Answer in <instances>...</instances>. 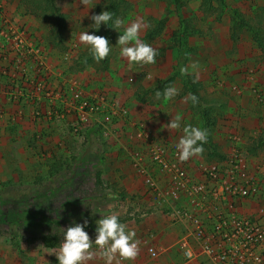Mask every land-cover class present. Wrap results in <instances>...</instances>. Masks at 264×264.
<instances>
[{"label": "rangeland", "instance_id": "obj_1", "mask_svg": "<svg viewBox=\"0 0 264 264\" xmlns=\"http://www.w3.org/2000/svg\"><path fill=\"white\" fill-rule=\"evenodd\" d=\"M5 1L42 52L24 68L8 64L0 68V264H58L55 254L49 253L59 247L45 248L41 236L58 234L62 241L60 229L87 219L86 231L94 241L95 221L110 214L135 231L139 252L147 257L144 263H159L147 252L159 235L163 241L159 259L171 249L169 264H185L179 242L194 227L178 224L182 221L170 215L174 202L168 198L159 205L157 191L138 174L145 170L160 190L167 188L168 178L151 161V152L159 150L162 140L176 150L182 131L164 125L179 114L182 126L202 128L203 119L185 102L188 93L179 74L172 85L178 95L171 101L156 100L147 92L180 66L203 83L204 106L213 110L209 138L216 151L210 152L205 144L203 155L192 157L194 162L226 163L232 150H238L260 191L235 200L233 209L236 216L254 218L264 228V149L255 156L248 154L251 140L264 130V46L255 40L261 35L264 42V0H211L210 13L216 8L215 15L202 13L203 0H181L184 7L174 0H122L128 8L119 13L122 25L116 35L108 36L113 47L105 71L92 67L79 71L74 64L88 53L79 43V33L89 32V17L104 0H90L88 5L80 0L56 2L68 21L65 51L46 42L45 25L25 14L19 0ZM235 14L244 16L249 28L234 44L230 28ZM140 17L148 24L140 36L158 50V56L155 64L129 67L116 42ZM158 22L164 26L162 33L146 41V32ZM102 97L113 100L118 112L109 123L105 107L89 111V104ZM106 133L112 136L106 139ZM215 154L224 160L218 161ZM174 204L193 210L185 197ZM174 225L178 228L169 232ZM198 264L215 263L201 257Z\"/></svg>", "mask_w": 264, "mask_h": 264}, {"label": "built area", "instance_id": "obj_2", "mask_svg": "<svg viewBox=\"0 0 264 264\" xmlns=\"http://www.w3.org/2000/svg\"><path fill=\"white\" fill-rule=\"evenodd\" d=\"M29 36L26 28L14 18L7 2L0 0V68L3 64L24 68L31 57L39 58L42 49ZM109 101L102 97L95 104H89V111L98 112L105 107L103 113L109 123L111 118L118 117L114 101ZM120 112L127 113L126 110ZM110 136L111 133H106L105 138ZM158 145L159 150L151 152V161L167 176V188L160 190L145 170L138 174L157 191L158 202H167L169 198L175 203L185 197L193 205L190 211L170 208L173 218L194 227V232L178 246L185 264H198L201 257H209L215 264H264V252H261L264 228L254 218L236 216L233 209L235 200L251 198L260 191L258 181L239 151L233 149L226 163L208 164L194 162L193 158L181 162L172 146L163 140ZM147 252L152 258L158 257L154 246L148 247Z\"/></svg>", "mask_w": 264, "mask_h": 264}, {"label": "clouds", "instance_id": "obj_3", "mask_svg": "<svg viewBox=\"0 0 264 264\" xmlns=\"http://www.w3.org/2000/svg\"><path fill=\"white\" fill-rule=\"evenodd\" d=\"M80 3L88 5L90 0H80ZM113 17V12L109 10H102L98 14H92L89 17L92 21L91 24L94 26L92 29L98 31L102 24L109 26L110 22L113 25L111 28H119L122 25V21ZM147 27L148 24L142 17L137 18L124 28L117 39L116 45L119 46L120 57L128 62L129 67L156 63L158 50L146 43L140 36V33ZM78 40L81 45L88 49L96 62L104 60L112 51L113 46L108 38L96 35L94 32L82 31L79 33ZM191 67L196 69L197 64L193 63ZM180 72L182 75H188L189 69L181 67ZM148 79H153V77L149 75ZM176 95H178V89L173 86L165 88L163 92L157 90L155 93L157 100L171 101ZM184 99L185 102L190 100L193 104L198 102V97L191 93ZM181 121L182 117L179 114L172 116L170 121L164 125V128L182 131V136L176 143L175 148L179 161L184 162L194 156L203 155L208 132L206 129L191 124L182 126ZM95 225L94 241L90 239L86 231L88 227L87 219L82 223L74 222L66 229H60L62 242L59 250L49 254H55L58 264H88L89 261L94 260L97 256L104 258L105 264H111L117 254L125 260L136 258L140 242L136 239L135 231L128 229L124 223L120 222L118 215L102 216V218L95 221ZM93 245H95V248Z\"/></svg>", "mask_w": 264, "mask_h": 264}, {"label": "trees", "instance_id": "obj_4", "mask_svg": "<svg viewBox=\"0 0 264 264\" xmlns=\"http://www.w3.org/2000/svg\"><path fill=\"white\" fill-rule=\"evenodd\" d=\"M58 0H19V4L24 10L25 14L32 16L34 18H37L40 20L46 27V36L45 40L46 42L52 46L56 50L65 51L67 48L65 46V34L67 33V16L61 11V9L56 4ZM211 0H203L201 4V10L202 13L205 15L214 14V11H216V8L213 12L211 11ZM174 3L176 5H180V7H184L185 2H181V0H174ZM106 7V8H105ZM128 7L122 0H104L103 2L97 4L94 8L93 14H98L102 10H109L113 12L114 19L119 18L120 19V12L123 10H126ZM214 9V8H213ZM92 21L90 20V27L89 32H94L96 35L105 36L108 38L109 34L112 36L116 35L117 28H111L113 25L109 24V26L101 25L100 29L97 31L95 29H92L94 26L91 24ZM249 23L247 19L240 15L235 14L233 19V25L230 28V40L232 43H237L239 41V35L243 33V31L248 27ZM164 29V26L161 22H158L154 25L153 28H149L146 32V41H152L155 37L160 35ZM251 29H255V26ZM258 31V30H257ZM260 34L262 33L261 30H259ZM261 47L264 46V42L262 40V36L260 35L258 38L255 39ZM180 47L182 46V43L179 41ZM74 64L77 66L78 69H81L79 71H83L88 67H92L96 69L97 71H105L108 69V66L110 64V58L109 55L104 60L100 62H96L91 54L88 53L84 54L82 57H78L76 60H74ZM183 66L178 67L177 72H172L166 79L158 83L156 86H154L152 89L147 90V92H150V95L156 99L155 93L157 90L163 92L165 88L170 87L174 84L176 80V75L179 74L181 79L183 80V85L186 89V92L194 94L198 97V102L196 104H193L190 100L191 109L194 110L196 113H198L201 118L203 119L202 128L206 129L208 132V138L207 143L208 144V150L211 152L213 149L216 151V147L214 144L211 143L209 132L214 127V118H213V110L211 108H207L204 105H207L205 103V100L201 96L200 92L203 89V83L198 81L195 77V75H182L180 72V69ZM141 90V89H140ZM139 93V92H138ZM146 93V92H145ZM140 100L143 99V97H139ZM157 100V99H156ZM248 154L251 156H255L259 151L264 149V130L258 135L257 137L253 138L251 140V143L248 145ZM204 148H207V146H204ZM219 155L216 159L218 161L224 160V156L221 154H215ZM54 171V168H52ZM97 183L101 186L102 183L100 181L99 175L97 178ZM124 197V195L122 196ZM41 241L45 248L47 249H56L60 247L61 244V237L58 234H45L41 236ZM35 240V239H34Z\"/></svg>", "mask_w": 264, "mask_h": 264}, {"label": "crops", "instance_id": "obj_5", "mask_svg": "<svg viewBox=\"0 0 264 264\" xmlns=\"http://www.w3.org/2000/svg\"><path fill=\"white\" fill-rule=\"evenodd\" d=\"M163 203H165V202H158V204L159 205H163ZM173 205H175L174 203L171 205V206H173ZM157 219L158 220H162V218H161V215H158L157 216ZM161 222V221H160ZM178 222V221H177ZM163 223L164 222H162V225H163ZM182 223H186V222H178V224H182ZM156 226H159V227H161V224H157ZM178 225H174V226H170L169 227V229H168V231L169 232H171V233H174V231H175V229L176 228H178L177 227ZM168 227H166V229H167ZM138 228H136V231H138L137 230ZM161 229V228H160ZM163 234V233H162ZM136 239H137V236H136ZM157 241H156V243L157 244H155V248L157 249V250H161L162 249V247H161V243H160V241H161V239H160V236L158 235V237H157ZM162 242V244H163V241H161ZM167 246H169V245H167ZM149 247H151V246H149ZM168 248V247H167ZM148 249V248H147ZM170 251L172 252V250L171 249H168V251H166V254H162L161 255V260L159 259V257H160V253H158V262L159 263H153V262H151L150 264H169L170 263V261H171V258H170V256H171V253H170ZM178 252V251H177ZM196 252H198V251H196ZM165 253V252H164ZM145 255V253L144 252H138V255L136 256V258L135 259H133V260H125V259H123V258H121L118 254L113 258V260H112V262H111V264H146V263H144V261H145V258H147L146 256H144ZM148 256V255H147ZM170 258V260L168 261L167 259H169ZM151 261H155V258H153V260H151ZM88 264H105V259L104 258H102V257H100V256H97L94 260H92V261H89L88 262Z\"/></svg>", "mask_w": 264, "mask_h": 264}]
</instances>
